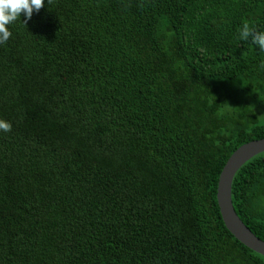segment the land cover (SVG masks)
<instances>
[{"label": "trees", "instance_id": "trees-1", "mask_svg": "<svg viewBox=\"0 0 264 264\" xmlns=\"http://www.w3.org/2000/svg\"><path fill=\"white\" fill-rule=\"evenodd\" d=\"M0 44V264H264L220 171L264 138V0H52ZM264 240V152L231 186Z\"/></svg>", "mask_w": 264, "mask_h": 264}, {"label": "water", "instance_id": "water-1", "mask_svg": "<svg viewBox=\"0 0 264 264\" xmlns=\"http://www.w3.org/2000/svg\"><path fill=\"white\" fill-rule=\"evenodd\" d=\"M261 152H264V138L243 143L231 153L220 171L216 198L226 228L245 246L264 256V240L244 224L231 200V186L235 173L244 162Z\"/></svg>", "mask_w": 264, "mask_h": 264}, {"label": "clouds", "instance_id": "clouds-1", "mask_svg": "<svg viewBox=\"0 0 264 264\" xmlns=\"http://www.w3.org/2000/svg\"><path fill=\"white\" fill-rule=\"evenodd\" d=\"M46 0H0V44L6 43L12 33L9 26L13 24L21 14L24 15L23 23L33 16V13H38L45 6ZM52 0H47V5L51 4ZM239 37L242 40H251L254 45H258L260 51H264V31L255 30L248 24H243ZM264 67V63L261 65ZM12 123L6 119H0V132H10Z\"/></svg>", "mask_w": 264, "mask_h": 264}]
</instances>
